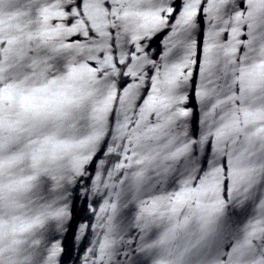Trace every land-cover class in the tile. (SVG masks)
I'll use <instances>...</instances> for the list:
<instances>
[{"label":"water","instance_id":"water-1","mask_svg":"<svg viewBox=\"0 0 264 264\" xmlns=\"http://www.w3.org/2000/svg\"><path fill=\"white\" fill-rule=\"evenodd\" d=\"M0 264H264V0H0Z\"/></svg>","mask_w":264,"mask_h":264}]
</instances>
